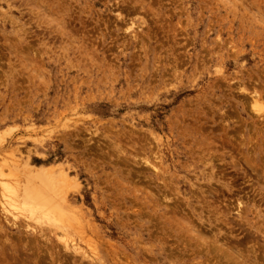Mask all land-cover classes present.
Returning a JSON list of instances; mask_svg holds the SVG:
<instances>
[{
	"label": "rangeland",
	"instance_id": "obj_1",
	"mask_svg": "<svg viewBox=\"0 0 264 264\" xmlns=\"http://www.w3.org/2000/svg\"><path fill=\"white\" fill-rule=\"evenodd\" d=\"M0 264H264V0H0Z\"/></svg>",
	"mask_w": 264,
	"mask_h": 264
},
{
	"label": "bare ground",
	"instance_id": "obj_2",
	"mask_svg": "<svg viewBox=\"0 0 264 264\" xmlns=\"http://www.w3.org/2000/svg\"><path fill=\"white\" fill-rule=\"evenodd\" d=\"M48 19H49V18H48ZM50 21H51V20H50ZM57 25H58V24H57ZM57 25H56V26H57ZM59 27H60V25H59ZM59 27H58V29H59ZM62 28H63V27H62ZM27 30H28V29H27ZM59 30H60V29H59ZM29 31H30V30H29ZM56 31H57V30H56ZM56 31H55V33H59L58 31H57V32H56ZM61 31H62V30H61ZM64 31H65V30H64ZM25 32H26V30H25ZM30 33H31V32H30ZM30 33H28V34H30ZM51 33H52V31H51ZM64 33H65V32H64ZM25 34H27V33H25ZM31 34H32V33H31ZM31 34H30V35H31ZM59 34H60V33H59ZM66 34H68V33H66ZM57 36H58V35H56V37H57ZM64 36H65V35H64ZM46 175H47V174H46ZM31 193H32L31 191L26 190L25 195H26L27 197H30V196H31ZM23 199H24V200H23V201H24L23 204H24V203L26 204V201H27V200H25V197H24ZM36 202H37L38 205H42V204H45V203H46V199H44L43 197H42V198H38ZM233 248H234V247H232V249H233ZM234 249H235V248H234ZM234 249H233V250H234ZM228 251H229V250H228ZM235 251H236V250H235ZM223 254H224V253H223ZM224 255H225V254H224ZM224 257H225V256H224Z\"/></svg>",
	"mask_w": 264,
	"mask_h": 264
}]
</instances>
